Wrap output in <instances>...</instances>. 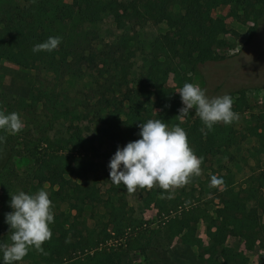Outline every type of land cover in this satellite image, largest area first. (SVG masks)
<instances>
[{"label": "trees", "instance_id": "trees-1", "mask_svg": "<svg viewBox=\"0 0 264 264\" xmlns=\"http://www.w3.org/2000/svg\"><path fill=\"white\" fill-rule=\"evenodd\" d=\"M126 5L149 21L167 25L161 35L165 56L148 54L134 81L130 79L137 54L130 42L133 37L122 32L106 41L102 27L110 16L122 28ZM223 5L230 6L229 17L253 23L243 52L264 55V0H0V63L7 60L35 72L27 97L0 91V111L18 113L24 125L15 135L0 131V240L11 242L5 222V214L12 211L10 195L40 189L52 201L49 240L62 237L53 248L42 245L43 253L31 248L19 264H122L130 252L149 264H179L171 253L172 243L179 240L200 247L201 222L208 237L205 264H249L245 254L235 257L227 244L231 236L258 247V262L264 264V173L257 185L244 188H237L229 174L218 175L220 204L213 212L201 205H184L180 195L159 187L137 188L141 210L129 204L123 184L112 183L98 206L88 195L87 175L98 170L96 159L110 160L118 147L139 139L137 125L149 119L183 128L194 153L203 157L201 165L208 161L214 140L228 149L246 140L248 133L232 124L217 123L211 131L193 126L195 110L181 121L177 117L181 97L177 87L168 85L170 75L183 86L193 82L200 65L225 59L219 51L230 48L225 35L232 31L225 17L213 16ZM50 36L61 38L57 49L33 52L35 44ZM78 83L82 88L75 97L71 91ZM229 95L232 100L238 96L233 111H239L245 90ZM109 96L110 106L95 102ZM43 97L61 107L69 118L65 125L58 127L43 113ZM253 118L255 124L246 130L254 131L256 149L264 152V108ZM87 126H93V135L87 134ZM99 138L111 146L109 152L100 151ZM21 162L27 163L23 169L18 167ZM152 206L157 215L148 220L144 213Z\"/></svg>", "mask_w": 264, "mask_h": 264}, {"label": "rangeland", "instance_id": "rangeland-1", "mask_svg": "<svg viewBox=\"0 0 264 264\" xmlns=\"http://www.w3.org/2000/svg\"><path fill=\"white\" fill-rule=\"evenodd\" d=\"M127 3V0H120ZM230 6L223 5L214 10L213 16L225 17L226 23L231 33L225 35L231 46L228 49L219 51L224 55L225 59L219 61L206 62L199 66L198 71L194 74L193 84H198L209 98L229 95L232 92L245 90V100L242 99V108L234 111L238 114L231 124L241 133L247 134V138L240 145L233 148H226L219 140H214V146L209 154L208 161L201 165L199 175H193L188 182L182 186L170 188L169 192L172 196L180 195L185 202L184 205L194 204L207 207L213 212L220 204L217 187L210 185L211 176L229 174L235 181L237 188H244L248 185H257L258 177L264 173V152H258L259 141L254 131L248 132L247 126H253L254 116L261 113L264 108V55L259 54L252 56L243 52L244 45L251 35L252 22L242 23L229 17ZM122 28L118 23L113 21L110 16L105 18L103 30L106 41H112L115 36L122 32H129L133 37L130 41L132 47L137 52L134 58V69L130 77L134 81L146 66L148 54H157L164 57L166 51L161 42V35L167 31L165 23H157L155 20L149 21L138 10L125 6L121 13ZM264 27V19L261 22ZM140 39L139 40H137ZM35 80V72L31 69L23 68L15 63L2 60L0 63V91H6L15 96L27 97ZM132 87L135 86L131 83ZM169 86L177 87V91L182 86L176 84L173 75H170ZM82 88V84L78 83L71 93L73 96L78 95V91ZM235 97L233 101V109L236 108ZM95 102L99 106H110L112 97L104 99H96ZM181 107H183L181 103ZM41 108L44 114H48L58 127H62L68 121L61 107L55 104V100L51 97H43L41 99ZM122 119H126L125 116ZM193 126H203L204 124L198 117L192 120ZM61 129V128H60ZM87 134L93 135V126L86 127ZM97 145L102 153L109 152L111 146L104 138L97 140ZM99 164L98 170L89 173V191L93 204L100 205L102 197L106 195L107 189L111 186L109 177L108 164L110 160L106 158H97ZM27 163H18L19 169H23ZM221 189V187L219 188ZM127 199L131 206L137 210H141L143 205L139 195V189L135 192H128ZM1 197V188H0ZM63 209L67 210V205H63ZM98 209V207H97ZM99 210L102 209L99 207ZM157 211L154 207L146 211L144 217L152 219ZM155 218V216H154ZM264 224V216L262 218ZM90 225H93L91 220ZM198 235L202 238L200 247H191L182 245L179 240H175L171 245V253L173 257L184 264H205L207 254L205 249L208 243V237L205 233V224L201 222L198 226ZM62 238V237H60ZM47 240L43 247L48 250L58 244V240ZM228 246L234 250V255L238 258L241 254L249 257V264H259L260 250L258 247L251 248L243 239L238 237H229ZM139 254L128 256L125 264H143L139 262ZM181 263V264H182Z\"/></svg>", "mask_w": 264, "mask_h": 264}, {"label": "clouds", "instance_id": "clouds-1", "mask_svg": "<svg viewBox=\"0 0 264 264\" xmlns=\"http://www.w3.org/2000/svg\"><path fill=\"white\" fill-rule=\"evenodd\" d=\"M60 43V37L50 36L46 41L35 44L32 50L51 52ZM176 93H179L183 105L177 116L181 121L195 110V115L211 131L217 123L228 125L238 119L230 95L209 98L198 84L193 83H185ZM23 126L18 113L0 111V131L15 135ZM137 126L140 138L118 147L109 161L111 183L123 184L128 192L153 187L169 190L200 174L203 157L194 153L183 128L179 125L169 127L160 119H149ZM220 183L221 179L211 176V186ZM10 196L12 211L5 214V222L10 227L11 242L0 240V264H19L31 248L43 253L42 245L51 238L50 224L54 222L52 201L44 189L35 194L21 190Z\"/></svg>", "mask_w": 264, "mask_h": 264}, {"label": "crops", "instance_id": "crops-1", "mask_svg": "<svg viewBox=\"0 0 264 264\" xmlns=\"http://www.w3.org/2000/svg\"><path fill=\"white\" fill-rule=\"evenodd\" d=\"M152 207H153V206H152ZM150 209H151V208H150ZM150 209H148V210H150ZM148 210H146V211H148ZM146 211H145V212H146ZM156 211H157V210H156ZM144 214H145V213H144ZM156 215H157V214H156ZM156 215H154V216H156ZM154 216H152L151 218L154 219ZM152 219H151V220H152ZM148 220H150V219H148ZM132 254H138V253L130 252V253L126 254V255L124 256V258H123V262H122V264H125L126 261H127L126 258H127L128 256H131ZM138 256H139V262H141V263H143V264H149V263H147L146 261H144L143 258H142L140 255H138ZM175 260H176V259H175ZM178 263L181 264V263H182L181 260H179ZM182 264H183V263H182ZM184 264H185V263H184Z\"/></svg>", "mask_w": 264, "mask_h": 264}]
</instances>
